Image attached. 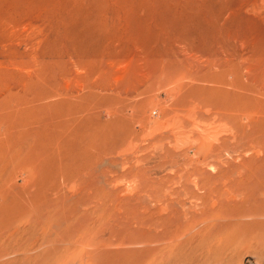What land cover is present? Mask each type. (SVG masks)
I'll list each match as a JSON object with an SVG mask.
<instances>
[{"label": "rangeland", "instance_id": "rangeland-1", "mask_svg": "<svg viewBox=\"0 0 264 264\" xmlns=\"http://www.w3.org/2000/svg\"><path fill=\"white\" fill-rule=\"evenodd\" d=\"M0 21V104L10 87L25 111L53 41L109 45L91 95L72 82L85 96L52 120L13 112V151L37 155L0 165V264H264V0H0ZM35 116L53 121L48 142L18 131ZM241 168L257 175L247 199L219 196L221 171Z\"/></svg>", "mask_w": 264, "mask_h": 264}, {"label": "bare ground", "instance_id": "bare-ground-1", "mask_svg": "<svg viewBox=\"0 0 264 264\" xmlns=\"http://www.w3.org/2000/svg\"><path fill=\"white\" fill-rule=\"evenodd\" d=\"M36 2V1H35ZM16 3V2H15ZM46 3V2H45ZM22 4V3H21ZM15 5V4H14ZM54 5V4H53ZM49 6V5H48ZM38 7V6H37ZM53 7V6H52ZM19 10V9H18ZM44 11V10H43ZM59 12V11H58ZM22 13V12H21ZM44 13V12H43ZM66 14V13H65ZM64 14V15H65ZM18 15V14H17ZM34 15V14H33ZM32 16V15H31ZM66 16V15H65ZM123 16V15H122ZM22 17V16H21ZM98 17V16H97ZM2 18V17H1ZM49 18H51V16L49 17ZM57 18V17H56ZM114 18V17H113ZM38 19V18H37ZM48 19V18H47ZM68 19V18H67ZM13 20V19H12ZM11 20V21H12ZM21 20V19H20ZM57 20V19H56ZM62 20V19H61ZM98 20V19H97ZM104 20V19H103ZM51 21V20H50ZM59 21V20H58ZM77 21V20H76ZM81 21V20H80ZM85 21V20H84ZM1 22V21H0ZM3 22V21H2ZM86 22V21H85ZM85 22H83V23H85ZM97 22V21H96ZM108 22V21H107ZM5 23V22H4ZM7 23V22H6ZM83 23H82V25H83ZM87 23V22H86ZM105 22H103V24H104ZM89 24V23H88ZM51 25V24H50ZM72 25V24H71ZM78 25V24H77ZM81 25V24H80ZM86 26V25H85ZM107 25H106V23H105V25H103V27H105V28H107L106 27ZM71 27V26H70ZM122 27V26H121ZM40 28V27H39ZM86 28H88V27H86ZM111 28V27H110ZM59 29V28H58ZM67 29V28H66ZM70 29V28H69ZM120 29V28H119ZM49 30V29H48ZM93 30V29H92ZM40 30H38V32H39ZM70 31V30H69ZM87 31V30H86ZM89 31H90V29H89ZM88 31V32H89ZM67 32H68V30H67ZM94 32V31H93ZM100 32V31H99ZM71 33H73V31L71 32ZM81 33V32H80ZM86 33V32H85ZM92 33V32H91ZM90 33V34H91ZM39 34H40V32H39ZM0 35H1V33H0ZM103 35V34H102ZM121 35V34H120ZM4 36V35H3ZM12 37V36H11ZM10 37V38H11ZM14 37H15V35H14ZM71 37V36H70ZM95 37V36H94ZM98 37V36H97ZM45 38V37H44ZM109 38H112V37H109ZM4 39V38H3ZM2 39V40H3ZM8 39V38H7ZM97 39H99V37L97 38ZM6 40V39H5ZM10 40V39H9ZM62 40V39H61ZM110 40V39H109ZM11 41V40H10ZM69 41V40H68ZM102 41V40H101ZM104 41V40H103ZM108 41V40H107ZM75 42V43H74ZM98 41H96V43H97ZM109 42V41H108ZM68 43H70V44H72V42L70 41V42H68ZM73 43L74 44H72L71 46H64V42H63V44H59V41L57 42V41H53V48H54V50L52 49V47L51 48H49V47H45L46 49H44V51H43V53L44 54H48V55H51V56H53L54 57V59L55 60H51L50 58H49V61H47V60H38V61H34V62H36V69H37V72H36V78H41V79H43V81L45 82V81H47V89H46V91H44V92H42L37 98H38V102L39 103H37V101H36V103L37 104H39L38 106H35V104L34 103H32V102H30V101H32L31 99H26V97L24 98V100H22V101H20L18 104H29V103H32V107H33V105L35 106V107H33V108H31V109H28V108H26L27 110V112H28V114H29V111L31 112L33 109H35L34 111L36 112V114H37V111H39L40 113H41V111H42V115H38L39 117L40 116H42L43 117V115H46V114H43V112H45L44 110H46L47 111V114L49 113V111L51 110V107L50 106H52L53 104L55 105V104H57L59 101H62V100H64V99H68V98H79V99H81V97H84L85 96V93L84 94H81L80 96L79 95H77V93L78 92H76L75 94L73 93V91H71V88H70V90L67 88V86H69V84L70 83H72V82H76V83H79V86H80V89L81 88H83L82 90H87V96H89V95H91V91L95 88V85H94V81H93V78H94V72H95V70L97 69V68H99V67H96V65H97V63L98 62H101V60H102V57L104 56V55H106L109 51H108V48H109V45H108V43L107 42H105L104 41V43L101 45V47H99V51H98V49H96V48H94V50H91V47H93L94 46V43H95V40L93 39V33H92V35H89V33L88 34H86V35H84V34H82V36L80 35L79 36V38H77L76 37V40L75 41H73ZM69 44V45H70ZM112 44V43H111ZM31 45V44H30ZM35 45V44H34ZM113 46V45H112ZM111 47V46H110ZM60 48V49H59ZM59 49V50H58ZM114 49H116V48H114ZM110 50V49H109ZM33 53V52H32ZM111 53V52H110ZM109 53V54H110ZM46 56V55H45ZM50 56V57H51ZM37 57H38V55H37ZM67 58V60L66 61H68L69 63H71L70 65H72V69L73 68H83V71H85V77L84 78H82V75L81 76H77V74H73V72H72V69H69V68H64L65 67V65L63 66L62 64H66V61H65V59ZM34 58V57H33ZM34 60V59H33ZM37 60V59H36ZM13 61V60H12ZM11 61V59L9 60V62L7 61V63L9 64V65H12L13 64V62ZM30 61H32V59H30ZM29 61V62H30ZM27 62H28V60H27ZM33 62V63H34ZM3 63H5L4 61H1L0 60V67H1V65H4ZM6 63V64H7ZM6 64H5V66L4 67H6ZM23 66H21L20 65V67H24V66H26V64L24 65L23 63H21ZM8 66V65H7ZM19 66V65H18ZM9 67V66H8ZM6 69V68H5ZM8 69V68H7ZM36 71V70H35ZM74 71H75V69H74ZM11 73V72H10ZM33 74V73H32ZM35 74V73H34ZM83 74V73H82ZM13 75V74H12ZM11 75V76H12ZM35 76V75H34ZM5 77L7 78H9V75H8V72H6V74H5V72H3V73H0V83H2V82H4V80H5ZM78 77H81L82 79H80V78H78ZM24 78V77H23ZM196 78H197V80H204V81H208V78H206V77H201V76H199V77H197V75H196ZM29 79V78H28ZM27 79V80H28ZM96 78H94V80H95ZM24 80V79H23ZM27 80H25V81H27ZM6 81V80H5ZM8 81V80H7ZM11 81V80H10ZM9 81V82H10ZM39 81V80H38ZM209 81H211V80H209ZM11 82H13V81H11ZM20 82V81H19ZM29 83H31V82H21V86L22 87H27L28 85L27 84H29ZM6 84H9L8 82H6ZM62 84H65V89H64V86L62 87ZM75 84V83H74ZM30 85V84H29ZM8 86V85H7ZM11 86V85H10ZM213 86H215V85H213ZM212 86V87H213ZM6 87V86H5ZM216 87V86H215ZM218 87V86H217ZM10 88V87H9ZM8 88V93H7V96H6V99H5V101H1V103H3V104H0V165H3V164H7V161L6 160H8V163H10V162H12V164H13V160L14 159H16V158H14L13 157V155L14 156H20V155H24L25 157L28 155V154H31L32 152H34V155H37V153H36V150H34L35 149V146H33V145H31L30 147H26L27 149H26V151H27V155H25L24 153L22 154V152H20L19 153V151L18 150H15V151H13V128H16L14 125H13V112L15 113V112H21V110L23 109H25V107L23 108L21 105H20V107L22 108H20L19 106H17V104H15L16 105V107H19V108H15L14 106H13V92H12V90L11 89H9ZM214 88V87H213ZM76 89V88H75ZM218 89V91L220 90H222L221 88H216V90ZM224 90V89H223ZM250 90V89H249ZM227 91V90H226ZM26 92H28V91H26ZM26 92H24V93H26ZM222 92V91H221ZM221 92H218V93H221ZM255 93L254 94H256V91H254ZM81 92H79L78 94H80ZM225 93V92H224ZM235 93H237V92H235ZM263 93V92H262ZM222 94V93H221ZM226 94V93H225ZM227 94H229V92H227ZM35 95H36V93H35ZM25 96V95H24ZM30 97H32V95L30 94ZM92 98V97H91ZM252 98H253V95H252ZM34 100V99H33ZM82 100V99H81ZM65 101V100H64ZM76 101V100H75ZM255 102V101H254ZM68 103V102H67ZM36 104V105H37ZM60 104V103H59ZM79 104V103H78ZM31 105V104H30ZM27 106V107H31V106ZM73 105V104H72ZM76 105V107H77V104H75ZM67 106V105H66ZM71 106V105H70ZM13 107L16 109L15 111H13ZM37 107V108H36ZM57 107V106H56ZM67 107H69V105L67 106ZM65 108V107H64ZM48 109H50V110H48ZM76 109V108H75ZM22 110V111H23ZM77 110V109H76ZM81 110V109H80ZM25 110H24V112H26ZM33 111V112H34ZM63 111H64V109H63ZM69 111V110H68ZM68 111H67V113H68ZM82 111V110H81ZM263 111V110H262ZM33 112H31V115L33 114ZM34 112V113H35ZM72 112V111H71ZM85 112V111H84ZM83 112V113H84ZM252 112V111H251ZM77 113H78V111H77ZM80 113V112H79ZM26 115H27V113H25ZM36 114H34V115H36ZM52 115V116H55V117H57L56 116V114L54 115V111L52 112H50L48 115ZM58 114V113H57ZM232 114V113H231ZM252 114H258V113H252ZM20 115V114H19ZM46 116L47 118L48 117H50V119L52 118V116L50 115V116ZM59 115V114H58ZM72 115V114H71ZM73 115H75V114H73ZM72 115V116H73ZM70 116V115H69ZM37 116H35V117H33V118H31V117H27L26 119H28V121L31 119V120H33L34 118H36ZM39 117H37V118H39ZM42 117H40V118H42ZM54 117V118H55ZM244 117H248V118H250L251 117V114H246ZM37 118H36V120H37ZM39 118V119H40ZM45 118V117H44ZM47 118H45V119H47ZM58 118H61V115L58 117ZM43 119V118H42ZM69 119V118H68ZM67 119V121H66V119L63 121V119L61 118L60 119V121L62 122L63 121V125H65V123H67L69 120ZM30 120V121H31ZM34 121L33 120V122H28L27 120H25V121H23L24 123H22V121H19V125L17 126V128L19 127V129H18V131L21 133V128H22V130H23V132L25 133V135H34V134H36V135H38V137H44V135H45V137H44V139L45 140H47V135L48 134H50L51 132H49L48 131V127H49V130H50V126H49V122H50V124L51 125H53V121H49L48 122V120H46L47 122H41L42 124H40V123H37L38 122V120L37 121ZM52 120V119H51ZM54 120V119H53ZM58 120V119H57ZM258 120V118L256 119V121ZM39 121H41V120H39ZM43 121H44V119H43ZM59 121V120H58ZM66 121V122H65ZM52 122V123H51ZM56 123H58V122H56V119H55V122H54V124H56ZM251 124H252V122H250ZM59 125H61V123H58ZM54 126H57V125H54ZM54 126H52V128L54 127ZM62 127V126H61ZM56 128H58V127H56ZM47 129V130H46ZM53 130H55V129H53ZM59 130H61L60 128H59ZM45 131H48L47 133H44ZM55 132H56V130H55ZM43 133H44V135H43ZM52 133H54L53 131H52ZM54 135V134H53ZM58 135V134H57ZM47 136V137H46ZM52 137V136H51ZM54 137V136H53ZM53 137L51 138V139H53ZM56 137V136H55ZM30 138V137H29ZM61 138V137H60ZM17 139V138H16ZM43 139V138H42ZM63 139V138H62ZM54 140V139H53ZM55 140H56V138H55ZM58 140V142L56 143V145H58V144H61V146H64L65 144H66V141H68L67 139L65 140V143H63L64 141L62 140V142H60L61 141V139H57ZM49 140H47V142H48ZM236 141V140H235ZM234 141V142H235ZM55 142V141H54ZM239 142H241L240 140H239ZM51 142H49V144H50ZM64 145H63V144ZM237 143V142H236ZM243 143V142H242ZM239 144V146L241 145L242 147H243V144ZM49 144H47V145H49ZM53 144V143H52ZM51 144V145H52ZM44 145H46V144H43V147H44ZM54 145H55V143H54ZM55 145V146H56ZM247 145H249V144H247ZM37 147V146H36ZM49 147H52V146H50L49 145ZM60 147V145L58 146V148ZM235 147H236V145H235ZM248 147H250V146H248ZM63 148V147H62ZM244 148V147H243ZM20 150H21V148H19ZM237 150H238V148H236ZM240 149V148H239ZM42 150H44V151H42ZM41 150V153H40V155L42 154V153H44L45 152V149H42ZM60 150H61V148H60ZM232 151V150H231ZM13 152L15 153V154H13ZM53 152V151H52ZM238 152V151H237ZM52 154V153H51ZM222 154L223 153H217L216 154V158L218 159V162H220L221 161V159H222ZM14 158V159H13ZM19 158V157H18ZM58 158V157H57ZM20 160H24V157L21 159V158H19ZM60 159V158H59ZM223 161V160H222ZM21 162H23V161H21ZM221 163V162H220ZM11 164V165H12ZM5 166H0V170L1 169H3ZM258 167V169H259V167H261V165H257L255 168H254V170L256 169ZM218 169V168H217ZM242 169V168H241ZM227 170V169H226ZM229 170V169H228ZM238 171V170H237ZM236 171V173L235 174H230V175H228V174H226V173H224V174H222V171H221V177L224 179L222 182L223 183H221L222 184V191L220 192V195L219 196H225V197H228V198H233V199H239V198H241V200H245V199H247V197L249 196L248 194L249 193H251L252 192V188H247V190L245 189L244 190V185H246V184H248L249 183V181H251V177H253V178H256V176L257 175H254V172L252 171V170H250V169H247V171L245 172V170L244 169H242V170H240V171H238L237 172ZM232 172V171H231ZM230 172V173H231ZM0 175H1V172H0ZM252 178V179H253ZM258 179V178H257ZM206 185V184H205ZM214 186V185H213ZM216 186V185H215ZM208 188H206V190H207ZM3 190L4 189H1L0 190V193H2L3 192ZM217 190L218 189H216L215 187H212L211 188V192L212 193H216L217 192ZM229 190H232V191H229ZM256 191V190H255ZM218 196V197H219ZM264 197V196H263ZM199 207V206H198ZM244 215H246V214H244ZM146 217V216H145ZM147 218V217H146ZM143 220H144V218H142ZM142 219H140L141 221H142ZM193 219V218H192ZM241 219V218H240ZM203 220V219H202ZM230 220V219H229ZM233 220V219H232ZM149 221H151V220H149ZM218 221V220H217ZM209 222V221H208ZM141 223V222H140ZM148 223V222H147ZM152 223V222H151ZM150 224V223H149ZM153 224H154V222H153ZM156 224H159L158 222L156 223ZM155 224V225H156ZM161 224V223H160ZM147 226L146 227H148L149 225L148 224H146ZM145 226V225H144ZM162 226V225H161ZM196 225L195 224H193L192 225V228L194 227V228H196L195 227ZM150 227H154V225L152 226V224H151V226ZM156 227V226H155ZM154 227V228H155ZM163 227V226H162ZM161 227H159V229H160ZM167 228V227H166ZM193 228V229H194ZM156 230H157V227L155 228ZM163 229H164V227H163ZM149 230H152V229H149ZM154 230V229H153ZM165 230V229H164ZM192 230V229H191ZM169 231V230H168ZM177 232V231H176ZM155 233V232H154ZM162 233H163V231H162ZM157 234V233H156ZM160 234H161V231H160ZM165 234H168V233H166L165 232ZM129 235H131V234H129ZM168 236V235H167ZM177 236V235H176ZM172 237V236H171ZM171 237H169L168 236V239H170ZM174 237V236H173ZM175 238V237H174ZM132 240H133V238H132ZM170 240H172V239H170ZM175 240V239H174ZM168 241V240H167ZM159 242V241H158ZM161 242H162V240H161ZM169 242V241H168ZM172 242H173V240H172ZM167 243V242H166ZM169 243H171V242H169ZM169 243L167 244V245H169ZM138 244V243H137ZM141 244H143V243H141ZM148 244V243H147ZM149 244H151V243H149ZM173 244H174V242H173ZM176 244V243H175ZM139 245H140V243H139ZM152 245V244H151ZM150 245V246H151ZM155 245H156V243H155ZM143 247H144V245H142ZM148 246V245H147ZM146 247V246H145ZM144 247V248H145ZM146 249V248H145ZM149 249H150V247H149ZM155 249V248H154ZM153 250V245H152V249H151V251ZM9 254V253H8Z\"/></svg>", "mask_w": 264, "mask_h": 264}]
</instances>
